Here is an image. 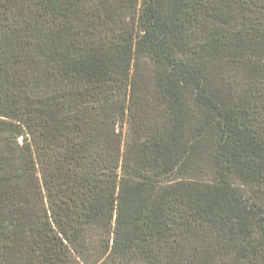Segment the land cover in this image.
Wrapping results in <instances>:
<instances>
[{"label":"trees","instance_id":"1","mask_svg":"<svg viewBox=\"0 0 264 264\" xmlns=\"http://www.w3.org/2000/svg\"><path fill=\"white\" fill-rule=\"evenodd\" d=\"M0 264H264V0H0Z\"/></svg>","mask_w":264,"mask_h":264}]
</instances>
